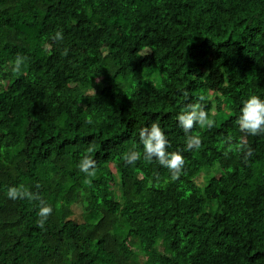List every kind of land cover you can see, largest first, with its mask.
Here are the masks:
<instances>
[{
    "label": "trees",
    "instance_id": "trees-1",
    "mask_svg": "<svg viewBox=\"0 0 264 264\" xmlns=\"http://www.w3.org/2000/svg\"><path fill=\"white\" fill-rule=\"evenodd\" d=\"M251 95L264 0H0V264H264V135L235 123ZM201 96L217 123L186 150L176 117ZM153 122L185 157L176 181L125 162ZM18 185L52 206L44 229L39 201L7 197Z\"/></svg>",
    "mask_w": 264,
    "mask_h": 264
},
{
    "label": "clouds",
    "instance_id": "clouds-1",
    "mask_svg": "<svg viewBox=\"0 0 264 264\" xmlns=\"http://www.w3.org/2000/svg\"><path fill=\"white\" fill-rule=\"evenodd\" d=\"M51 40L60 42L63 40L62 30L56 31L51 37ZM26 57L17 55L13 70L17 73L21 70L22 65L26 62ZM188 96V92H184ZM205 97H199L196 103H189L180 114L176 117L179 126L186 134V150L198 149L202 145V139L199 133L189 134L192 130L199 126L201 129H212L215 127L217 121L214 116H211L206 111L204 106ZM87 123L92 124L91 118ZM240 132L246 136L264 135V99L258 95H251L244 102L240 109V114L236 119ZM139 140L142 145V153L140 151H130L125 154V162L129 165H134L137 161L143 159L146 162L157 161L160 166L166 168L170 174V180L176 181L183 174L185 167V157L179 151L169 152V140L161 128L159 123L153 122L150 126L143 127L139 132ZM224 143L228 146V150L236 151L238 154L243 155L244 162L253 155L252 149L241 138L240 142L233 143V138L227 136ZM95 152V142L90 143L82 156L77 167L80 172L84 173L87 177H95L97 170V161L92 157ZM85 183L90 184L91 180H85ZM151 184L152 181L150 180ZM7 197L13 201L24 200L39 201V211L37 213L38 219L37 226L41 229L45 228L48 218L53 212L51 205L43 201L37 193H34L23 185L11 186L7 189Z\"/></svg>",
    "mask_w": 264,
    "mask_h": 264
},
{
    "label": "rangeland",
    "instance_id": "rangeland-1",
    "mask_svg": "<svg viewBox=\"0 0 264 264\" xmlns=\"http://www.w3.org/2000/svg\"><path fill=\"white\" fill-rule=\"evenodd\" d=\"M206 182H207V174H204L197 179V183L199 185H204ZM182 190L184 191L185 194L189 192V189L186 186H183Z\"/></svg>",
    "mask_w": 264,
    "mask_h": 264
}]
</instances>
